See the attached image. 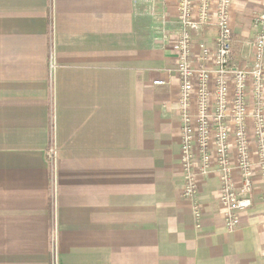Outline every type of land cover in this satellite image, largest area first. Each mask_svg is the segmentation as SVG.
<instances>
[{
    "label": "crops",
    "instance_id": "obj_1",
    "mask_svg": "<svg viewBox=\"0 0 264 264\" xmlns=\"http://www.w3.org/2000/svg\"><path fill=\"white\" fill-rule=\"evenodd\" d=\"M155 1L0 0V264H264L259 179L233 233L215 167L199 228L183 197L180 0ZM262 3L234 0L237 60Z\"/></svg>",
    "mask_w": 264,
    "mask_h": 264
},
{
    "label": "built area",
    "instance_id": "obj_2",
    "mask_svg": "<svg viewBox=\"0 0 264 264\" xmlns=\"http://www.w3.org/2000/svg\"><path fill=\"white\" fill-rule=\"evenodd\" d=\"M233 11L234 0H180L173 45L179 81L183 197L191 202L199 228L203 215L197 200L199 183L215 167L220 208L230 233L238 227L239 214L252 207L257 179L263 185L264 202V0L253 19L255 37L249 58H235ZM146 12L158 16L155 0H147ZM208 27L218 29L214 46L200 44L196 53L193 35ZM55 68L51 55V73ZM57 152L55 145L47 152L53 170Z\"/></svg>",
    "mask_w": 264,
    "mask_h": 264
},
{
    "label": "rangeland",
    "instance_id": "obj_3",
    "mask_svg": "<svg viewBox=\"0 0 264 264\" xmlns=\"http://www.w3.org/2000/svg\"><path fill=\"white\" fill-rule=\"evenodd\" d=\"M249 49V52H250V47L248 48ZM250 56V55H249ZM248 58V57H247ZM239 60H241V59H239Z\"/></svg>",
    "mask_w": 264,
    "mask_h": 264
}]
</instances>
